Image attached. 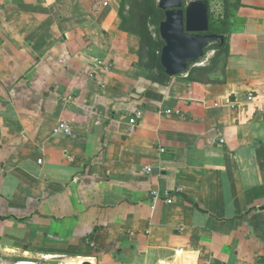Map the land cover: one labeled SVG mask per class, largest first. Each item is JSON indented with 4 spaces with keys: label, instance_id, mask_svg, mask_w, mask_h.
Instances as JSON below:
<instances>
[{
    "label": "crops",
    "instance_id": "1",
    "mask_svg": "<svg viewBox=\"0 0 264 264\" xmlns=\"http://www.w3.org/2000/svg\"><path fill=\"white\" fill-rule=\"evenodd\" d=\"M120 3L0 0V259L264 264V0H223L210 81L163 83Z\"/></svg>",
    "mask_w": 264,
    "mask_h": 264
},
{
    "label": "water",
    "instance_id": "2",
    "mask_svg": "<svg viewBox=\"0 0 264 264\" xmlns=\"http://www.w3.org/2000/svg\"><path fill=\"white\" fill-rule=\"evenodd\" d=\"M157 7L165 13L159 34L164 42L160 61L167 75L186 72L189 64L204 57L212 42H225L224 35L209 32L210 0H157Z\"/></svg>",
    "mask_w": 264,
    "mask_h": 264
},
{
    "label": "trees",
    "instance_id": "3",
    "mask_svg": "<svg viewBox=\"0 0 264 264\" xmlns=\"http://www.w3.org/2000/svg\"><path fill=\"white\" fill-rule=\"evenodd\" d=\"M129 1L133 3L129 5ZM228 0H224L227 3ZM211 2V0H210ZM229 6L227 5V8ZM119 15L121 18L120 27L136 34L140 40V60L138 65L148 71V77L154 82L163 83L171 77L165 73L160 61V55L164 42L160 38L159 24L164 19L165 13L157 7V0H121ZM230 19L226 10L223 17L213 19L210 14L211 33L222 34L225 37L224 44L217 45V52L211 58L209 64L205 66H195L194 63L188 65L187 73L191 81L208 82L209 74L215 71L226 50V32ZM156 24L158 36H154L150 24ZM214 47L208 46V51Z\"/></svg>",
    "mask_w": 264,
    "mask_h": 264
},
{
    "label": "built area",
    "instance_id": "4",
    "mask_svg": "<svg viewBox=\"0 0 264 264\" xmlns=\"http://www.w3.org/2000/svg\"><path fill=\"white\" fill-rule=\"evenodd\" d=\"M98 63L102 64L103 61L99 60ZM247 98H248V100L253 101V100L256 99V95L254 94V92L251 91V92L248 93ZM263 110H264V107H263ZM141 117H142V111L139 110L130 118V124H131V129L132 130H135L137 128V126L139 125V121H140ZM53 131H54L55 134H67V135H70V134L73 133V129H72L71 125L69 123H67V122H64V121L60 122L58 125H56L54 127ZM161 150L164 151L165 148L162 147ZM151 170H152V167L151 166H147L144 171L150 173ZM167 202H172V197L170 195L167 196ZM0 264H10V263L0 259Z\"/></svg>",
    "mask_w": 264,
    "mask_h": 264
},
{
    "label": "rangeland",
    "instance_id": "5",
    "mask_svg": "<svg viewBox=\"0 0 264 264\" xmlns=\"http://www.w3.org/2000/svg\"><path fill=\"white\" fill-rule=\"evenodd\" d=\"M133 2L132 1H129V5H131ZM223 5V0H211L210 2V14L212 16L213 19L215 18H220L222 17V15L225 13V10H224V5ZM223 10V12H222ZM222 12V13H221ZM150 29L153 33L154 36H158L157 32H156V24H150ZM219 44V41H215V42H212L210 44V46L214 47L212 49H209L208 51H206L205 55L203 58H200L196 64L198 63H205L206 64H209L210 61H211V58L214 56V54L217 52V45ZM194 64V65H196ZM221 64V62H220ZM219 68V66H218Z\"/></svg>",
    "mask_w": 264,
    "mask_h": 264
},
{
    "label": "bare ground",
    "instance_id": "6",
    "mask_svg": "<svg viewBox=\"0 0 264 264\" xmlns=\"http://www.w3.org/2000/svg\"><path fill=\"white\" fill-rule=\"evenodd\" d=\"M19 264H30V263H19Z\"/></svg>",
    "mask_w": 264,
    "mask_h": 264
}]
</instances>
